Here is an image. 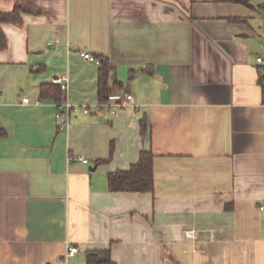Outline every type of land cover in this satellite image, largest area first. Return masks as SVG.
<instances>
[{"label": "crops", "instance_id": "crops-1", "mask_svg": "<svg viewBox=\"0 0 264 264\" xmlns=\"http://www.w3.org/2000/svg\"><path fill=\"white\" fill-rule=\"evenodd\" d=\"M20 1L23 21L2 23L0 48V264H64L68 242L79 247L68 264L95 248L118 264H264V12L217 0ZM76 51L108 56L122 83L109 100L129 92L138 107L98 109L99 61ZM63 75L68 99L90 111L76 107L61 130L41 86ZM143 149L155 154L154 190L111 191L109 172Z\"/></svg>", "mask_w": 264, "mask_h": 264}, {"label": "trees", "instance_id": "trees-1", "mask_svg": "<svg viewBox=\"0 0 264 264\" xmlns=\"http://www.w3.org/2000/svg\"><path fill=\"white\" fill-rule=\"evenodd\" d=\"M221 2L240 3L252 8H258L264 12V2L258 6H254L252 0H217ZM26 8L22 5V1H17L14 8L10 11H0V48L7 46V38L2 29V23L13 22L21 23L23 21L22 11ZM241 20L243 18H233ZM99 61L98 74V100L99 103H106L109 101L113 92L117 88H122V83L119 81L112 82V72L114 64L106 55H97ZM261 82L264 89V75L261 76ZM41 95L43 98H51L55 102H61L65 99L64 90L57 83H48L41 86ZM141 131L146 135L149 131L147 119L144 117L140 120ZM114 153V144H111L110 156L106 160H98L97 163L108 161ZM154 157L153 151L143 149L140 152L139 159L133 163L128 169H118L109 172V187L111 191H137V192H151L154 190ZM87 264H118L112 257L110 248H95L89 249L86 252Z\"/></svg>", "mask_w": 264, "mask_h": 264}, {"label": "built area", "instance_id": "built-area-1", "mask_svg": "<svg viewBox=\"0 0 264 264\" xmlns=\"http://www.w3.org/2000/svg\"><path fill=\"white\" fill-rule=\"evenodd\" d=\"M264 49V46H263ZM77 53L81 54L84 58L90 60V61H96L98 62V59L96 56L92 55L89 52L85 51H76ZM256 63L258 66H260L262 70V75H264V56L258 55L256 58ZM54 83H57L61 86V88L64 90L65 93V99L61 102H55L56 108H57V124L59 129L64 130L67 129L70 125V115L73 109L80 108L85 113H88L90 111V108L86 104H75L71 102L67 94L69 92V84H70V77L69 75H63V76H57L53 79ZM23 103L29 104L31 103V100L29 97H24L22 99ZM42 101L40 99L36 100L35 103L40 104ZM98 109L107 108L111 113H116L119 109H125L128 107H134L137 108L138 105L135 101V96L132 93L126 92L123 95H121L119 98L115 100H109L106 103H98ZM80 160L83 162H89L87 158L84 156H80ZM261 208L264 209V204L261 206ZM186 235L188 237H194L195 231L194 230H188L186 232ZM79 252V247L76 244H72L70 242L67 243L66 252L63 256L64 264H68L70 257L74 256Z\"/></svg>", "mask_w": 264, "mask_h": 264}, {"label": "rangeland", "instance_id": "rangeland-1", "mask_svg": "<svg viewBox=\"0 0 264 264\" xmlns=\"http://www.w3.org/2000/svg\"><path fill=\"white\" fill-rule=\"evenodd\" d=\"M263 43H264V40H263Z\"/></svg>", "mask_w": 264, "mask_h": 264}]
</instances>
